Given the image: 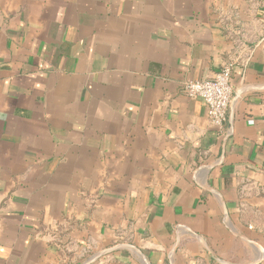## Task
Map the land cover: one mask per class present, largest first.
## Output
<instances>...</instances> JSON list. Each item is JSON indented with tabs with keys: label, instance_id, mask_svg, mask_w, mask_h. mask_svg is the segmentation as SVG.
Listing matches in <instances>:
<instances>
[{
	"label": "crops",
	"instance_id": "crops-1",
	"mask_svg": "<svg viewBox=\"0 0 264 264\" xmlns=\"http://www.w3.org/2000/svg\"><path fill=\"white\" fill-rule=\"evenodd\" d=\"M263 97L264 0H0V264L264 261Z\"/></svg>",
	"mask_w": 264,
	"mask_h": 264
},
{
	"label": "built area",
	"instance_id": "built-area-1",
	"mask_svg": "<svg viewBox=\"0 0 264 264\" xmlns=\"http://www.w3.org/2000/svg\"><path fill=\"white\" fill-rule=\"evenodd\" d=\"M182 91L190 99H201L205 103L209 121L221 129L227 120V108L233 93L231 65L224 64L210 78L185 82ZM261 107L264 111V97L261 100ZM254 264H264V261Z\"/></svg>",
	"mask_w": 264,
	"mask_h": 264
}]
</instances>
